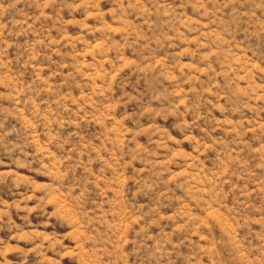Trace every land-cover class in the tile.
<instances>
[{
	"label": "rangeland",
	"instance_id": "374dc122",
	"mask_svg": "<svg viewBox=\"0 0 264 264\" xmlns=\"http://www.w3.org/2000/svg\"><path fill=\"white\" fill-rule=\"evenodd\" d=\"M0 264H264V0H0Z\"/></svg>",
	"mask_w": 264,
	"mask_h": 264
}]
</instances>
